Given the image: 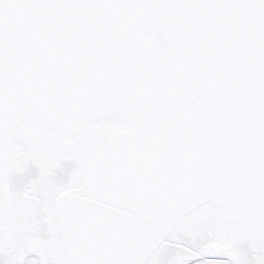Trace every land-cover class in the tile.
I'll use <instances>...</instances> for the list:
<instances>
[{"label": "snow or ice", "instance_id": "1", "mask_svg": "<svg viewBox=\"0 0 264 264\" xmlns=\"http://www.w3.org/2000/svg\"><path fill=\"white\" fill-rule=\"evenodd\" d=\"M0 264H264V0H0Z\"/></svg>", "mask_w": 264, "mask_h": 264}]
</instances>
